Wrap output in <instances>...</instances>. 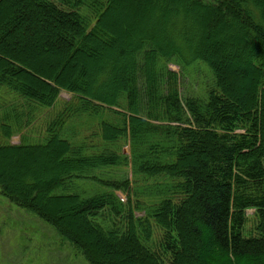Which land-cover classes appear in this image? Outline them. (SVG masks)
<instances>
[{"label":"trees","instance_id":"16d2710c","mask_svg":"<svg viewBox=\"0 0 264 264\" xmlns=\"http://www.w3.org/2000/svg\"><path fill=\"white\" fill-rule=\"evenodd\" d=\"M172 60L211 70L206 99L181 101ZM0 87L41 107L64 90L69 116L98 117L99 151L63 115L0 142L1 194L89 264H264V0H0ZM126 165L133 184L98 175Z\"/></svg>","mask_w":264,"mask_h":264},{"label":"rangeland","instance_id":"374dc122","mask_svg":"<svg viewBox=\"0 0 264 264\" xmlns=\"http://www.w3.org/2000/svg\"><path fill=\"white\" fill-rule=\"evenodd\" d=\"M166 67L175 73L176 85L182 102L187 97L204 100L209 89L214 87L213 74L204 63L195 62L191 65H180L179 62L172 60L166 63ZM235 77L240 78V75L235 74ZM76 101L72 93L61 90L58 99L51 106L41 107L28 104L14 92L0 87V122L3 116H6L7 121L12 124L11 136L6 138L0 135V142L18 143L21 138L26 142H38L44 138L48 124L55 117L63 115L67 118L63 127L68 131H73L74 140L83 143L89 152L99 151L102 139L98 117L86 114L69 116V110L76 105ZM15 122L18 123V126H15ZM118 145L120 147L117 150L124 154L129 153V145L126 141L121 140ZM98 175L120 180L127 178L129 183H134L129 165L107 168L99 171ZM77 187L84 194L105 190L103 186L92 182L77 183ZM133 187L130 186V192L133 191ZM116 194L121 201L126 202V192L117 190ZM138 199L140 204H146V198L138 197ZM130 200L134 205L135 197L130 196ZM134 212L137 216L143 214L139 209ZM252 213L253 209L246 211L248 220L245 228L254 234L252 226L255 218ZM97 220L110 223L111 215L99 217ZM154 228L155 244L160 238L161 231L155 225ZM0 264L89 263L79 250L68 240L62 238L51 225L33 212L15 205L0 192Z\"/></svg>","mask_w":264,"mask_h":264}]
</instances>
